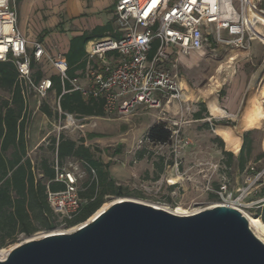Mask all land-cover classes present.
Returning <instances> with one entry per match:
<instances>
[{
    "label": "built area",
    "instance_id": "2783aa9c",
    "mask_svg": "<svg viewBox=\"0 0 264 264\" xmlns=\"http://www.w3.org/2000/svg\"><path fill=\"white\" fill-rule=\"evenodd\" d=\"M18 3L19 0H0V62L15 65L26 98L33 94L40 104L48 99L53 89L49 74L52 71L63 84L71 83L72 92L103 99L106 117H128L140 107L162 109L171 99L183 102L182 84L164 69L174 55L202 51L212 37L218 44L235 47L264 39V0H114L120 36L91 44L83 84L79 78L69 80L70 68L64 58L52 57L42 42H30L23 35L18 26ZM155 42L158 47L151 57ZM34 63L42 64L47 74L40 82L33 79ZM262 93L264 107V87ZM57 112L59 118L53 127L59 134L80 128L81 118L69 114L63 118L59 106ZM143 143L140 141V145ZM55 171L54 181L65 185V190L49 192L48 200L60 217L57 230H61L66 228L67 219L75 218L81 210L80 184L87 171L78 161L64 165L57 162ZM251 171H255L254 167ZM251 194L250 184L232 190L229 181L216 191L219 206L233 208L242 215L264 204V199L249 200Z\"/></svg>",
    "mask_w": 264,
    "mask_h": 264
},
{
    "label": "rangeland",
    "instance_id": "374dc122",
    "mask_svg": "<svg viewBox=\"0 0 264 264\" xmlns=\"http://www.w3.org/2000/svg\"><path fill=\"white\" fill-rule=\"evenodd\" d=\"M68 1L70 3L72 0ZM21 2L22 0L18 3V26L23 29L24 19L20 20ZM38 2L40 0L36 3ZM63 7V2L59 0L56 2L47 0V3L43 5L38 3L36 14H39L40 18L36 20L33 16V19L28 22L27 37L39 40L43 36L63 35L73 31L72 19ZM213 38L209 39L208 45L202 51H194L189 55H174L170 62L164 65L165 70L167 69L176 76L181 84L183 82L184 92L185 90L186 92L193 91L195 96H199L190 101L186 98L180 103V107L177 106L175 113L168 114L165 122H157V124H166L170 130L171 137L168 144H151L148 139H144V143L139 147L146 148L147 157L144 161L137 163H132L134 157L137 158L132 154H129V160L126 161V151L119 153L118 156L114 154L116 144H109L105 147L108 150V157L113 155V167L125 165L132 169L129 177L118 182L128 189L126 191L128 194L124 198L114 196L107 198L106 205L111 206L112 202L129 199L153 206H163L181 216H184V213H199V211L220 205L216 191L218 186L225 181H229L232 190L242 189L250 184L252 196L249 200L257 202L264 199V107L262 104L264 42L254 39L242 47H235L218 44ZM49 74L51 75L52 71H49ZM256 77L258 80L254 81ZM257 99L263 108V113H258L256 120L259 121L255 128L249 132H243L242 115L250 107L254 108ZM56 101L55 94H50L48 102L55 106ZM203 101H206L208 105L215 102L224 111L234 116L240 113L239 117L232 118L226 115L216 118L210 115ZM201 111L203 120L194 121V114ZM109 118L118 120L117 117ZM109 118L107 117L106 120ZM124 121L127 120L119 124L124 125L123 123H126ZM97 122L98 120L95 119L93 121L81 118L80 128L72 130L75 138L86 140L94 133L100 135L105 133L104 140L109 143V130L101 128ZM206 124L209 125V129L206 128ZM220 128H229L237 134L240 133L243 137V144L244 135L250 133L253 152L243 171L240 172L236 157L232 167L227 166L229 158L222 154L225 153L227 145L225 147L217 140V131ZM87 142V144H92L93 141L88 140ZM155 162L158 166H163L164 172L160 173L159 168L153 171ZM252 167L255 169L254 172L251 171ZM257 211L256 207L251 208L250 216L257 218ZM82 224L68 229L53 230V232H39L31 237H21L9 247L0 248V253L24 241L36 240L39 236L53 235V233L68 234L71 230L74 232ZM250 224L255 234L264 241L263 229L253 223Z\"/></svg>",
    "mask_w": 264,
    "mask_h": 264
},
{
    "label": "trees",
    "instance_id": "16d2710c",
    "mask_svg": "<svg viewBox=\"0 0 264 264\" xmlns=\"http://www.w3.org/2000/svg\"><path fill=\"white\" fill-rule=\"evenodd\" d=\"M106 31H112V24L105 28H97L91 33L85 32L73 38L70 51L67 55L69 66V80L78 79L80 72L85 73L87 65L86 45ZM158 42L153 44L151 57L156 52ZM33 79L36 82L47 77L42 64L34 63ZM81 74V75H82ZM18 70L12 62H0V248H7L16 243L19 238L31 237L39 232H53L60 227V217L52 210L48 200L49 192L65 190V185L55 182V165H64L69 161L83 162L87 177L81 182L79 192L82 207L78 215L67 219L66 228L74 227L89 221L105 210L107 198L112 196L124 198L128 189L118 184L98 153V148L86 146L81 138L73 141L64 134L51 137L47 146L41 148L43 155L40 161L33 162L28 157L29 142L27 138L31 113L28 112V99L24 94V86L19 83ZM50 79L53 83L52 91L58 98L59 105L52 106L48 101L41 104L40 111L49 119H58V106L65 114L76 118L106 117L105 101L97 98H86L80 92H72L69 81L61 82L59 75L52 72ZM205 111V110H203ZM203 119L202 111L195 116ZM206 128H209L206 124ZM224 133L232 142L229 133ZM250 133L244 135V144L238 157L240 172L252 155ZM171 132L164 123H158L149 131L147 139L151 144L166 145L170 141ZM89 138H93L89 136ZM224 146L221 138L217 139ZM237 142V139H234ZM140 159H143V154ZM229 161L227 166L232 167L235 156L226 152ZM157 166V165H156ZM160 173L164 168L157 166ZM95 172V174L93 173ZM220 188V185L217 189ZM257 218L251 217V223L261 227L264 231V204L257 208ZM82 226V225H81Z\"/></svg>",
    "mask_w": 264,
    "mask_h": 264
},
{
    "label": "water",
    "instance_id": "95a60500",
    "mask_svg": "<svg viewBox=\"0 0 264 264\" xmlns=\"http://www.w3.org/2000/svg\"><path fill=\"white\" fill-rule=\"evenodd\" d=\"M0 264H264V243L230 207L178 216L125 200L78 231L24 241Z\"/></svg>",
    "mask_w": 264,
    "mask_h": 264
},
{
    "label": "crops",
    "instance_id": "0c3cea01",
    "mask_svg": "<svg viewBox=\"0 0 264 264\" xmlns=\"http://www.w3.org/2000/svg\"><path fill=\"white\" fill-rule=\"evenodd\" d=\"M20 1V0H19ZM38 0H22L21 2V16L20 20L24 19V28L22 29L20 27L21 32L23 35L30 40V42H33L37 39H32L30 37H27V24L30 20L33 19V16L36 20L40 18V15L36 14L37 4L41 3L42 5L44 3H47V0H40V2L36 3ZM53 2H56V0H52ZM59 2H63L64 7L68 16L72 19L73 24V31L68 32L67 34L63 35H50V36H43L38 41L42 42L46 48V51L48 54H50L52 57H61L64 58L67 61V55L70 51L71 42L73 38L82 35L85 32L91 33L93 30L97 28H105L107 25L112 24V31H106L105 33H101L97 36H94L90 42L86 45L85 51L87 53V59H88V51L91 47V44L95 41L105 40L106 38H118L120 34L118 33V27L117 23H115V3L114 0H72L70 3L68 0H59ZM19 20V24H20ZM184 57V56H183ZM68 63V62H67ZM87 69V68H86ZM80 77H78L81 83L85 84L84 81V73H79ZM82 74V75H81ZM51 76V75H50ZM258 80V78H255L254 81ZM182 86H184L182 82ZM253 86V85H252ZM55 94L54 91H50V94ZM189 96H188V94ZM183 94L185 95V99L191 100L196 99L198 95L195 96V94L190 91L185 90L183 87ZM56 96V94H55ZM48 97V98H49ZM199 97V96H198ZM189 98V99H188ZM28 99V112L31 113L30 117V123L28 126V133L27 138L29 142L28 147V157H30L33 162H39L41 159V156L43 155V151L40 149L47 146L48 140L51 139V137H58L60 134L57 132L55 127L53 128L51 125L57 120L48 118L44 113L40 111L41 104L39 102V99L36 98L33 94H30ZM258 100V99H257ZM256 100V101H257ZM45 101H48L45 100ZM44 102V101H43ZM56 105H59L58 98H57ZM180 103L177 100H168L167 103H165L162 107V109H146V108H138V111L134 113L131 116L120 118L117 117L118 120H112L107 119V117H86L85 119H92L94 121L98 120L97 124L98 126H101V128H106L109 130L108 137H109V143H107L106 140H104L106 137V134H96L94 133L92 136L93 138H87L86 140L93 141L92 144H87L86 146L91 147L92 149L98 148L100 153H98L99 157L103 160L105 164H109V170L111 172L112 177L117 182H122L125 180V178L129 177L132 173L131 167L127 166H114L112 164V156L109 158L107 155L108 150L105 149V147L109 144H116V150H114V154L118 156L119 153H125L126 161L129 160V154L136 156L134 157L132 163L142 162L146 159V148L139 147L140 141H143L144 139H147L149 131L153 128L157 122H163L166 120L168 114L172 115V113L177 111V106L180 107ZM203 103L206 104V108L209 110L210 115L214 117H225L226 115L231 116L232 118H238L240 113H237L235 116L232 114H229L226 110L224 111L222 108H220L217 103L212 102L210 105L207 104L206 101H203ZM256 104V102H255ZM260 105V102H259ZM254 107V106H253ZM261 107V106H260ZM254 109V108H253ZM252 107L247 109L244 114L242 115V131L243 132H249L252 130V128H255V125L258 123L259 120H254V115L252 113L253 111ZM198 112L194 114V121H200L199 119H196L195 116ZM111 120V121H109ZM124 121L126 123L119 124L121 121ZM203 120V119H201ZM262 120V119H261ZM109 121V122H108ZM49 125V127H48ZM124 126V127H123ZM209 126V125H208ZM123 127V129H121ZM209 129V128H207ZM67 131V132H66ZM228 132L231 137V143L230 140L227 139V137H224V133L222 132ZM68 132H71L70 134ZM218 138H221L223 140L224 146L226 147L225 153H222L223 156H225L226 152L233 153L236 157V160L238 161V157L241 154V148L243 146V140L242 135L240 136V133H235L229 128H220L218 131ZM68 133V134H67ZM61 134H64L71 138L73 141H79L75 138V134H73L72 130L66 129L65 131L61 132ZM81 139V138H80ZM234 139H237L238 141L235 142ZM158 145V144H156ZM143 154V159H140V154ZM150 159V158H149ZM158 164L155 162L153 165V171L157 169ZM163 167V166H162ZM230 185V183H229Z\"/></svg>",
    "mask_w": 264,
    "mask_h": 264
},
{
    "label": "bare ground",
    "instance_id": "6f19581e",
    "mask_svg": "<svg viewBox=\"0 0 264 264\" xmlns=\"http://www.w3.org/2000/svg\"><path fill=\"white\" fill-rule=\"evenodd\" d=\"M263 41H264V39H263ZM234 61V60H233ZM257 78V77H256ZM261 101V100H260ZM260 105H259V100H257L256 101V104H254V109H253V111H252V113H253V117H254V120L258 117V113H263V108L261 107V110H260V107H259ZM126 200H129V199H126ZM121 202H123V201H121ZM115 203H118V202H112L110 205L112 206L113 204H115ZM111 206H108L105 210H103V211H101L99 214L98 213H96V216H94L93 218H91L89 221H87V222H85V223H91V222H93L99 215H101V213H103L104 211H107ZM217 206H219V205H215V206H213V207H217ZM158 207V206H157ZM213 207L212 208H210V209H213ZM161 209H163V210H165V211H167V212H172V213H174V214H176V215H178V216H181V215H179V214H177L176 212H173V211H171L170 209H168V208H166V207H160ZM200 212V211H199ZM193 214H198V213H184V216H189V215H193ZM247 219H248V222H249V224L251 223L250 221V219H251V216H250V214H248V213H245V214H243ZM85 223H83L82 224V226L85 224ZM82 226H80L79 228H81ZM250 226H251V224H250ZM79 228H77L78 230H79ZM251 229H252V227H251ZM78 230H76V231H78ZM73 230H71V231H69V233H71ZM252 231H253V229H252ZM75 232V231H74ZM253 233H254V235L257 237V239H260L263 243H264V241L259 237V236H257L256 234H255V232L253 231ZM46 236V235H45ZM45 236H39V238L38 239H36V240H39L40 238H43V237H45ZM15 248V246L14 247H12V248H10V250H4V251H2L1 253H0V260H5L8 256H9V254H10V252L13 250Z\"/></svg>",
    "mask_w": 264,
    "mask_h": 264
}]
</instances>
